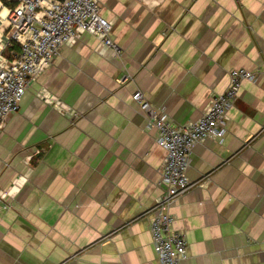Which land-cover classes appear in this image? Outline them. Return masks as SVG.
Instances as JSON below:
<instances>
[{
	"label": "crops",
	"instance_id": "obj_1",
	"mask_svg": "<svg viewBox=\"0 0 264 264\" xmlns=\"http://www.w3.org/2000/svg\"><path fill=\"white\" fill-rule=\"evenodd\" d=\"M99 3L121 52L90 33L63 45L0 131V264H160L149 209L166 152L132 94L178 126L235 68L257 78L242 82L224 138L194 146L196 184L173 204V229L186 239L180 264H264V0ZM8 9L0 1L2 45Z\"/></svg>",
	"mask_w": 264,
	"mask_h": 264
},
{
	"label": "built area",
	"instance_id": "obj_2",
	"mask_svg": "<svg viewBox=\"0 0 264 264\" xmlns=\"http://www.w3.org/2000/svg\"><path fill=\"white\" fill-rule=\"evenodd\" d=\"M13 1L16 5L8 9L6 16V43H0V131L8 115L20 109L26 90L51 65L63 45H73L82 34L90 33L103 47L117 55L121 52L120 45L111 37L113 23L102 16L99 0ZM6 49L8 55L3 53ZM256 78V72L232 69L227 89L212 98L203 115L178 126L169 120L166 106L154 107L142 91L132 94V100L147 117L148 127L157 131V143L166 152L159 168L164 190L149 209L151 239L160 264H180L187 257L186 239L182 232L173 229L175 217L171 208L196 184L187 176L194 146L209 137L224 138L227 110L233 105L242 82ZM127 79L123 76L120 81ZM38 94L50 104L56 99L47 90ZM25 182L24 176L16 178L1 199L13 198Z\"/></svg>",
	"mask_w": 264,
	"mask_h": 264
},
{
	"label": "trees",
	"instance_id": "obj_3",
	"mask_svg": "<svg viewBox=\"0 0 264 264\" xmlns=\"http://www.w3.org/2000/svg\"><path fill=\"white\" fill-rule=\"evenodd\" d=\"M4 5L8 6L9 8L14 7L16 5V2H11L9 0H0ZM14 48H17L15 46Z\"/></svg>",
	"mask_w": 264,
	"mask_h": 264
},
{
	"label": "rangeland",
	"instance_id": "obj_4",
	"mask_svg": "<svg viewBox=\"0 0 264 264\" xmlns=\"http://www.w3.org/2000/svg\"><path fill=\"white\" fill-rule=\"evenodd\" d=\"M6 6V5H5Z\"/></svg>",
	"mask_w": 264,
	"mask_h": 264
}]
</instances>
